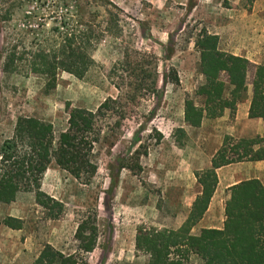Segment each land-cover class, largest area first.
<instances>
[{
  "label": "rangeland",
  "instance_id": "374dc122",
  "mask_svg": "<svg viewBox=\"0 0 264 264\" xmlns=\"http://www.w3.org/2000/svg\"><path fill=\"white\" fill-rule=\"evenodd\" d=\"M64 1L68 0H0V150L19 117L50 123L59 134L71 117L95 112L106 99H115L119 92L109 72L126 49L157 58L160 96L147 92L149 79L144 77L143 90L128 103L132 112L128 118L118 127L115 118L102 122L93 154L98 170L89 183L76 180L54 163L47 168L41 190L62 204L57 219H50L47 210L35 203L33 192H20L13 203L0 206V224L7 213L22 222L21 230L0 234V264H30L47 245L66 255L75 253L77 225L93 211L99 236L85 264H147L148 255L135 249L137 228L178 229L199 190L192 174L200 172L190 167L198 148L190 120L193 110L201 106L202 99L195 93L204 78L194 42L201 30L229 34L234 21L250 12L257 0L251 5L246 0H110L123 12L121 36L108 37L98 45L94 66L82 79L60 72L50 89L38 75L23 70L4 73L10 34L20 41L18 35L29 15L34 29L39 23L51 27L52 11L65 8ZM219 49L228 52L225 44ZM171 68L178 75L177 85L167 79ZM253 74L251 68L249 85ZM186 101L192 107H186ZM151 111L154 116L148 120ZM157 132L163 136L159 143ZM186 264H201V260L190 255Z\"/></svg>",
  "mask_w": 264,
  "mask_h": 264
},
{
  "label": "trees",
  "instance_id": "16d2710c",
  "mask_svg": "<svg viewBox=\"0 0 264 264\" xmlns=\"http://www.w3.org/2000/svg\"><path fill=\"white\" fill-rule=\"evenodd\" d=\"M83 1L86 2L84 6ZM246 1L248 5L253 2ZM63 3L65 8L57 6L52 11L51 27L39 23L34 29L29 15L18 35L21 40L16 41L10 34L2 63L4 73L23 70L26 74L38 75L51 89L60 72L82 79L94 66L93 52L98 45L108 37L121 36L123 12L110 0ZM29 36L34 37L28 41ZM218 43V36L206 30H201L194 42L204 82L197 87L195 94L202 103L193 110L190 124L198 127L204 115L218 118L225 109L233 115L238 94L246 85L251 68L254 74L249 117L264 120V66H254L246 58L223 52ZM19 44H23L20 51ZM170 52L169 49L167 57ZM109 76L119 95L106 99L95 112L71 117L66 130L59 134L50 123L31 117L17 118L11 137L3 141L0 150V203L10 204L20 192H33L35 203L47 210L50 219H57L63 212L62 204L41 190L47 168L54 163L76 180L89 183L98 170L93 154L101 138L102 122L115 118L114 125L118 127L128 118L132 113L128 103L138 98L137 94L143 90L144 77L149 79L147 92L153 97L160 96L156 80L157 58L152 54L126 49ZM167 79L172 84L179 83L173 68L168 70ZM187 106L192 107V103L186 101ZM153 116L151 111L147 119ZM156 134L159 143L163 136ZM255 161H264V131L261 137L252 139L235 140L224 136L222 146L211 160L212 168L195 174L201 194L193 201L182 225L175 230L137 228L135 249L148 255L147 264H186L190 255L199 258L201 264H264V184L258 180L244 181L229 188L222 229L192 233L216 189V169ZM125 168L133 171L127 165ZM97 221L94 211L80 219L74 234L75 253L66 255L47 245L32 264H85L86 256L97 245ZM3 224L11 229L22 228L20 220L10 217L4 219Z\"/></svg>",
  "mask_w": 264,
  "mask_h": 264
},
{
  "label": "crops",
  "instance_id": "0c3cea01",
  "mask_svg": "<svg viewBox=\"0 0 264 264\" xmlns=\"http://www.w3.org/2000/svg\"><path fill=\"white\" fill-rule=\"evenodd\" d=\"M259 1L261 0L256 1L250 12L239 15L240 19L237 18L233 23L232 32L223 36L219 32L214 34L219 38L218 48L225 44L228 48L226 53L246 58L254 66H264V4ZM252 97V85L246 83L238 94L233 115L230 110L225 109L222 116L212 119L204 115L200 125L193 126L196 134L193 140L198 148L194 149L196 153L190 163L191 171L202 172L212 168L211 160L222 146L224 136H230L235 140L262 136L264 120L249 117ZM192 175L199 190L191 198L184 220L191 210L193 201L201 194V186L197 183L195 175ZM216 175L218 182L214 194L206 212L193 227L192 233L197 234L202 229H222L225 221L224 206L229 197V188L249 180H258L264 184V161L239 162L222 166L216 169ZM1 205L8 204L0 203ZM8 217L14 218L7 213L6 218ZM3 220L0 224V234L4 230L22 229H11L3 224ZM1 254L0 249V256Z\"/></svg>",
  "mask_w": 264,
  "mask_h": 264
}]
</instances>
